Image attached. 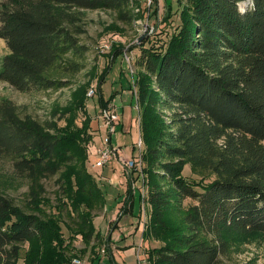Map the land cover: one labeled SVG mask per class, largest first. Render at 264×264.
<instances>
[{
    "label": "trees",
    "instance_id": "obj_1",
    "mask_svg": "<svg viewBox=\"0 0 264 264\" xmlns=\"http://www.w3.org/2000/svg\"><path fill=\"white\" fill-rule=\"evenodd\" d=\"M177 1L178 22L167 10L159 38L137 45L132 63L148 210L142 237L159 243L146 262L220 264L235 238L264 235V0ZM136 8V0L0 1L7 49L0 81L21 93L70 88L73 114L84 112L80 127L60 125L58 111L42 122L0 101V164L27 186L17 203L0 185V264H66L52 254L59 241L41 211L47 204L83 243L107 249L109 236L93 225L105 198L87 168L93 131L85 96L95 65L85 82L77 78L89 58L85 13L110 12L131 26ZM96 92L108 109L111 99ZM48 179L54 204L45 196ZM25 245L36 256L26 263Z\"/></svg>",
    "mask_w": 264,
    "mask_h": 264
},
{
    "label": "rangeland",
    "instance_id": "obj_2",
    "mask_svg": "<svg viewBox=\"0 0 264 264\" xmlns=\"http://www.w3.org/2000/svg\"><path fill=\"white\" fill-rule=\"evenodd\" d=\"M139 4V18L131 26L122 24L110 12L88 11L85 13L86 34L83 35L82 41L89 46V58L85 71L77 78L79 82H85L88 70L95 65L96 76L85 96L86 109L92 118L91 129L93 131V141L90 146L91 155L87 168L102 189L105 207L93 219V225L103 238L110 236L111 241H118L119 244L121 242L126 246H131L134 237L135 239L138 238V242L137 245L124 251L114 253L112 251L114 257L111 258L109 254H106L107 250H110L108 246L107 249L103 248L101 251L83 243L80 236L69 232L64 224L60 222L56 209L47 204L41 207V211L54 221L52 224L55 225L58 233L57 240L59 241V244L52 247V254L54 251L55 256L66 261V264H147V253L151 248L159 245L158 242H146L142 237L148 210L143 207V202L140 200V194L143 196L144 191L141 171L138 169H125L124 164L122 165L120 162L121 166L114 173L117 167L115 157L118 156V159L128 160L133 156L132 148L133 150L135 148L138 153L134 158L136 159L139 156L138 149L141 137L138 131V111L133 97L135 93L130 88L133 74L132 63L139 53L136 46L144 44L148 46V40L156 41L160 35L154 34L159 32L162 25H164L163 18L168 12L167 10L171 11L169 13L172 20L178 22V9L180 8L177 0H150L148 5L141 2ZM6 54V46L0 40V64ZM104 72V78L98 88L96 81ZM98 89H100L104 101L114 100V103L120 107L122 105L124 110H122L123 112L120 111L121 119L119 122L121 123H119V126H117L118 123L115 125L114 129L116 130L110 136V145H112L110 159L97 169L95 166L97 161L95 149L100 148L103 139L107 137V131L104 129L101 116L104 109L102 110L99 106L100 95L96 92ZM91 90L93 93L89 95ZM71 95L70 88L57 92L21 93L7 83L0 81V101H11L18 107L21 114L30 115L43 122L52 116V110H54L60 112L56 113L60 118H63L62 115L64 116L63 121L59 122L60 125L71 121V125L74 122L80 127L81 121L84 119V112L78 110L79 112L73 114L72 108L69 106ZM99 140L101 145L94 149ZM140 148L142 151L143 145ZM95 156L96 160L94 159ZM111 160L115 167L110 166L109 169L107 166L111 163ZM105 173L109 176H106ZM113 174L114 178L111 177ZM183 174L186 178L195 179L187 168ZM103 177H107V179H103ZM108 178L113 179L111 185ZM0 185L1 188L8 190L7 192L15 198L17 203L22 201L27 186L14 180L7 165L0 164ZM44 185L45 196L54 204V192L56 190L54 179L46 180ZM106 188L109 191L105 190ZM132 202V210L130 209L124 213V204L129 205ZM122 214L123 216H121ZM110 243L112 244V242ZM111 246L113 247V245ZM55 248L59 251L58 255ZM94 252L95 255L93 256ZM30 253V248L25 245L22 252L25 263L36 257ZM104 253L105 255H103ZM92 259L94 260L92 261ZM220 264H264V235L252 234L243 239L235 238L232 241L228 256Z\"/></svg>",
    "mask_w": 264,
    "mask_h": 264
},
{
    "label": "built area",
    "instance_id": "obj_3",
    "mask_svg": "<svg viewBox=\"0 0 264 264\" xmlns=\"http://www.w3.org/2000/svg\"><path fill=\"white\" fill-rule=\"evenodd\" d=\"M138 3L150 4V0H136ZM136 13L139 12L138 8L135 9ZM93 91L89 92V95H92ZM102 121L104 124V129L107 131V137L103 139V143L100 148L96 149L97 161L95 166L102 167L107 160L110 159L112 154V148L110 145V136L114 132L115 125L119 122V116L116 114L115 110L112 108L104 109L101 113ZM141 145L142 141L139 140V156L135 159H130L123 161L125 169H138L141 171ZM138 148V147H137Z\"/></svg>",
    "mask_w": 264,
    "mask_h": 264
},
{
    "label": "crops",
    "instance_id": "obj_4",
    "mask_svg": "<svg viewBox=\"0 0 264 264\" xmlns=\"http://www.w3.org/2000/svg\"><path fill=\"white\" fill-rule=\"evenodd\" d=\"M125 96H126V94H124ZM133 95V94H132ZM124 96V97H125ZM111 106V107H110ZM119 105H117L116 103H114V100L113 101H111L110 102V105H108V108H112V109H114L115 110V112H116V114L119 116V121H120V119H121V114H120V111H122V110H124L123 109V107H122V105H121V107L120 108H122L121 110L119 109ZM136 108H137V106H136ZM123 112V111H122ZM121 112V113H122ZM138 118V117H137ZM119 123H121V122H118V125L117 126H119ZM131 123V122H130ZM92 126V125H91ZM92 128V127H91ZM114 130H116V129H114ZM139 131V130H138ZM111 139V138H110ZM101 145V143H100V140H99V142L97 143V145H95L94 146V149L95 148H97V147H99ZM112 146V145H111ZM96 150V149H95ZM136 150H135V148H134V150H133V148H132V157H130L129 159H132V158H134V156H136L138 153H137V151L135 152ZM117 160H116V163H114V164H116L117 165V167H116V170L114 171V173L115 172H117L118 171V168L121 166L120 165V162L122 163L123 161H126V159H124V158H122V159H118V156H116L115 157ZM95 160H96V156H95V158H94ZM128 159V160H129ZM122 165H123V163H122ZM113 167L114 165H113V163H112V160H111V163H109L108 164V168L110 169L111 167ZM115 167V166H114ZM104 168V167H103ZM98 169V168H97ZM112 170H114V168H112ZM104 173V172H103ZM105 175L106 176H109L107 173H105ZM104 175V176H105ZM139 175V174H138ZM111 177L112 178H114L115 176H114V174L113 175H111ZM110 178V177H109ZM108 178V179H109ZM139 178L141 179V177L139 176ZM103 179H107V177L106 178H104L103 177ZM110 181H109V184L111 185L112 183H113V179H109ZM116 185H117V183H116ZM105 190H107V191H109L108 190V188H106ZM113 190V189H112ZM142 198H143V196H142V194H140V200L142 201ZM140 201V202H141ZM132 208H133V202H132V207L130 208L131 210H132ZM129 211V209L127 210V211H123L124 213H126V212H128ZM131 212V211H130ZM123 213V214H124ZM123 214L121 215V216H123ZM121 218V217H120ZM115 225V224H114ZM116 226V225H115ZM138 226V225H137ZM113 227V226H112ZM109 238H110V236H109ZM110 242H112V244L111 243H109L108 244V249H110V250H107L108 252H106V254H109L110 256H111V258H113L114 257V255H113V253L114 252H116V251H124V250H126L127 248H132L134 245H137V242H138V238H136L135 239V237L132 239V244H131V246H126V245H123L124 243H121L120 242V244H119V242L118 241H114V240H110ZM111 245H113V247L111 246ZM124 246V247H123ZM126 246V247H125ZM112 251H113V253H112ZM103 255H105V253L103 254Z\"/></svg>",
    "mask_w": 264,
    "mask_h": 264
},
{
    "label": "bare ground",
    "instance_id": "obj_5",
    "mask_svg": "<svg viewBox=\"0 0 264 264\" xmlns=\"http://www.w3.org/2000/svg\"><path fill=\"white\" fill-rule=\"evenodd\" d=\"M132 159H134V158H132Z\"/></svg>",
    "mask_w": 264,
    "mask_h": 264
}]
</instances>
